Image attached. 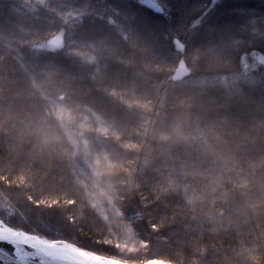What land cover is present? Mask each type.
<instances>
[{"label": "trees", "instance_id": "trees-1", "mask_svg": "<svg viewBox=\"0 0 264 264\" xmlns=\"http://www.w3.org/2000/svg\"><path fill=\"white\" fill-rule=\"evenodd\" d=\"M82 1L96 3L100 0ZM108 1L121 12L160 22L167 35L168 52L152 60L143 58L139 73L133 78L144 92L158 99L156 86L172 75L181 61L190 66L194 64L195 70L185 78L184 86L169 88L166 107L158 117H153L157 132L170 131L177 120H183L186 132L199 129L218 151L234 157L247 181L245 189L231 193L227 205L217 201V208H225L229 214L239 209L242 214L235 218L232 228L213 233L210 231L212 225L203 217L193 218V212L182 195L158 191L166 186L169 175L189 185V191L203 189L208 179L185 175L184 172L209 170L213 166L212 158L197 145L178 144L168 150L167 145L149 138V151L155 159L143 172L136 173L138 192L148 197L153 216L171 217L175 214L176 217L159 233L168 238L167 242L162 240L159 245H150L149 251L164 259H172L175 264H247L248 255H254L256 264H260L264 256V237L261 236L264 233V211L253 213L248 205L264 202V164L261 163L264 161V62L260 59L264 57V0H159L164 12L155 11L144 0ZM4 5L16 6L38 21L48 15L58 18L55 12L31 0H0V6ZM0 21L11 27L19 22V17L1 9ZM74 29L109 42L114 39L109 27L94 23L88 17L75 24ZM47 32L55 35L51 28H47ZM178 43L185 46L183 51L178 48ZM44 61L47 66L77 76L76 88L84 93L91 90V97L98 101L99 107L112 108L114 102L111 98L97 91L89 73L72 59L51 49ZM158 66L161 70H157ZM0 76L6 77L0 81V89H4L0 91V158H4L18 143L23 131L22 125L16 123L13 127L14 122L9 119L4 123V118L11 113L21 122L28 107L25 99L15 94L17 86L12 87L11 93L7 91L10 73L3 61H0ZM201 80L206 83L200 84ZM115 111L122 124L127 125L126 132H131L139 124L140 115L135 111L129 112L123 106ZM127 155L133 158L132 154ZM143 157L144 153H141L138 167ZM156 196L160 199L157 200ZM132 202L139 205V196L136 195ZM67 207L70 206L64 210L45 211L33 206V211L25 212L12 200L11 194L0 188V219L47 238L78 237L81 244L92 245L103 254H116L115 250L95 243L113 238L108 232L110 225L103 224L102 217L91 209L77 207L71 210L74 227L70 228L64 219ZM203 207L208 211L207 203ZM156 235L153 234L154 242ZM242 243L256 251L238 258L235 253L240 251ZM202 248L206 249L203 255L199 251ZM150 258L153 257H140Z\"/></svg>", "mask_w": 264, "mask_h": 264}, {"label": "snow or ice", "instance_id": "snow-or-ice-1", "mask_svg": "<svg viewBox=\"0 0 264 264\" xmlns=\"http://www.w3.org/2000/svg\"><path fill=\"white\" fill-rule=\"evenodd\" d=\"M150 6L157 11H165L159 0H151ZM46 8L57 12L51 6ZM58 31V35L48 32H45L47 35H37L47 41L37 46L62 49L64 32ZM177 46L181 51L185 47L182 43ZM3 59L0 57V61ZM260 59L264 62V57ZM84 63L98 65V60L95 55L85 56ZM157 70H161L159 66ZM194 70V64L190 66L181 61L173 74L156 86L157 99L146 92H139L135 80L119 87L103 83L102 69L97 66L91 78L95 81L101 77L96 90L111 98L114 102L111 109L99 107L98 101L91 97V90L84 93L76 88L77 76L64 73L57 67L36 66L33 71L25 68L27 76L23 80L9 81L7 91L11 93L12 87L17 86L15 94L25 99L28 111L21 121L23 131L18 143L12 146L9 155L0 158V188L11 194L12 200L25 212L33 211V206L36 210L45 211L54 208L64 210L70 206L64 212L70 228L74 227L72 209L93 210L108 222V232L113 237L95 243L115 249L116 254H103L92 245L81 244L78 237L47 238L0 219V242L14 249V257H11L0 247V259L8 257L6 264H175L172 259H164L149 251L150 245H159L162 240L167 242L168 238L159 233L176 218L175 214L171 217L153 216L148 197L138 192L136 173L143 172L155 159L149 151V138L167 145L168 150L178 144L197 145L212 158L211 169L184 172L185 175H200L208 179L203 189L189 191V185L169 175L166 186L158 191L182 195L193 212V218L203 217L212 225L211 232L218 234L232 228L235 218L242 214L241 210L234 209L229 214L225 208H217L216 204L219 200L227 205L232 192L247 187L238 161L218 151L199 129L186 132L183 120H177L168 132H157L153 119L166 107L169 88L183 87L185 78ZM4 79L6 77L0 76V81ZM199 83L203 85L206 81ZM181 103L190 107L185 101ZM120 106L140 115L139 124L131 132L125 131L127 125L117 117L115 109ZM141 153L144 157L138 167ZM127 154H132L133 158H128ZM136 195L139 196V205L132 202ZM156 199L160 197L156 196ZM206 203L208 211H204ZM248 206L253 213L264 211V202L249 203ZM153 234H157L155 242ZM261 236L264 237V233ZM199 251L203 255L206 249ZM255 251V248L249 249L242 243L235 255L239 258ZM142 255L153 258L140 259ZM246 261L247 264H256V257L248 255ZM260 264H264V256Z\"/></svg>", "mask_w": 264, "mask_h": 264}, {"label": "rangeland", "instance_id": "rangeland-1", "mask_svg": "<svg viewBox=\"0 0 264 264\" xmlns=\"http://www.w3.org/2000/svg\"><path fill=\"white\" fill-rule=\"evenodd\" d=\"M31 1L45 8L51 6L56 9L58 18L48 15L43 16L42 21H38L36 17L25 15V12L16 6H0V10L4 9L19 17V22L15 25L10 21L11 27L0 21V57H4L2 61L10 73V81L23 80L27 76L25 68L33 71L36 66H47L44 60L51 49L37 46L47 42L43 36H37L47 32V28H51L55 35L59 34L58 30L64 32V47L57 51L83 67L90 78L94 69L99 66L102 69L103 83L118 87L133 80L139 73L143 58L152 60L168 52L167 35L160 22L133 13L121 12L108 0L96 3L82 0ZM85 17L94 23H103L109 27L114 33V39L109 42L100 36L76 32L75 24L80 23ZM30 40L33 43H27ZM94 55L97 57L98 65L84 63L85 56ZM91 81L97 86L101 82V77H97L95 81L91 78ZM137 90L144 93L140 85H137ZM9 119L14 122L13 127L16 123L21 125L20 120L11 113L6 114L4 123ZM102 221L108 226L107 221L103 218Z\"/></svg>", "mask_w": 264, "mask_h": 264}, {"label": "water", "instance_id": "water-1", "mask_svg": "<svg viewBox=\"0 0 264 264\" xmlns=\"http://www.w3.org/2000/svg\"><path fill=\"white\" fill-rule=\"evenodd\" d=\"M150 3H151V0L146 1V5H148L149 7H151ZM151 8L157 11L154 7H151ZM0 247L4 248L7 252H9L11 257H14V249L12 248L11 245H7L4 242H0ZM7 260H8V257L0 259V264H6Z\"/></svg>", "mask_w": 264, "mask_h": 264}]
</instances>
